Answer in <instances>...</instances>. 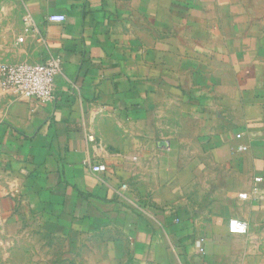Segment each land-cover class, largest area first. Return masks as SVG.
I'll list each match as a JSON object with an SVG mask.
<instances>
[{"label": "crops", "instance_id": "0c3cea01", "mask_svg": "<svg viewBox=\"0 0 264 264\" xmlns=\"http://www.w3.org/2000/svg\"><path fill=\"white\" fill-rule=\"evenodd\" d=\"M55 57L0 90V264H264V0H0V64Z\"/></svg>", "mask_w": 264, "mask_h": 264}, {"label": "built area", "instance_id": "2783aa9c", "mask_svg": "<svg viewBox=\"0 0 264 264\" xmlns=\"http://www.w3.org/2000/svg\"><path fill=\"white\" fill-rule=\"evenodd\" d=\"M49 21L64 23L66 17L63 14H56L50 16ZM61 71L62 60L59 57L35 65L8 66L0 64V90L11 89L22 98L46 103L54 98L55 82ZM92 171L94 173H104L107 171V167L103 164L94 165ZM255 181L257 183L262 182L261 178H257ZM228 229L231 234L246 235L248 233L247 224L236 219L230 220Z\"/></svg>", "mask_w": 264, "mask_h": 264}]
</instances>
